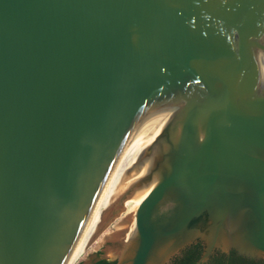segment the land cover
<instances>
[{"label": "water", "instance_id": "water-1", "mask_svg": "<svg viewBox=\"0 0 264 264\" xmlns=\"http://www.w3.org/2000/svg\"><path fill=\"white\" fill-rule=\"evenodd\" d=\"M127 198L115 264L264 259V0H0V264H69Z\"/></svg>", "mask_w": 264, "mask_h": 264}, {"label": "bare ground", "instance_id": "bare-ground-1", "mask_svg": "<svg viewBox=\"0 0 264 264\" xmlns=\"http://www.w3.org/2000/svg\"><path fill=\"white\" fill-rule=\"evenodd\" d=\"M122 201H120L118 204H116L112 209H110L104 216L97 222V224L94 226V228L91 230L89 235L86 237V239L83 241V243L80 245L78 250L75 252L74 256L70 260L69 264H77L81 259H83L87 255V249L85 252L83 250L85 248H88V246L92 243L93 239L97 237V239L93 242L91 247L98 248L104 243V238L108 239L110 236V232L107 230L113 228L115 229V233H113L110 237H113V240L119 239L122 232H125V238L129 237V241H131L132 236L134 234V227H135V209H134V203L136 202V199L134 198H127L125 201L122 202V209L120 213L113 215L117 210L120 208V204ZM114 216V217H112ZM133 217V221L129 224L128 228V221ZM247 228V227H246ZM246 228L226 236L214 238V239H207L210 244H218L221 246H227L230 244H235L241 249L251 252L252 247L248 240V235L246 232ZM169 244H162L159 242L156 244L152 252L150 253L148 257V263H156L160 261L166 252V247H168ZM127 246L119 249H112V254H115L116 256L123 258L127 251ZM91 250V249H89Z\"/></svg>", "mask_w": 264, "mask_h": 264}, {"label": "flooded vegetation", "instance_id": "flooded-vegetation-1", "mask_svg": "<svg viewBox=\"0 0 264 264\" xmlns=\"http://www.w3.org/2000/svg\"><path fill=\"white\" fill-rule=\"evenodd\" d=\"M188 247H194L196 250V255L198 254V257L193 264H264V259H255L244 256L239 254L233 248L229 249L228 251L215 249L212 253H210L205 261L197 263L203 252V243L201 241H195L184 247L178 255L182 254V252ZM174 258L175 257H173L168 264H170Z\"/></svg>", "mask_w": 264, "mask_h": 264}, {"label": "rangeland", "instance_id": "rangeland-1", "mask_svg": "<svg viewBox=\"0 0 264 264\" xmlns=\"http://www.w3.org/2000/svg\"><path fill=\"white\" fill-rule=\"evenodd\" d=\"M132 221H133V217L130 219V221H128V228L132 227V226H129V224ZM107 230L110 232V236L113 233H115V229L113 228L109 229L108 227ZM110 236L108 239L104 238V243L98 248L91 247L93 242L97 239V237L94 238L92 243L88 246V248H85L83 250V252H85L86 249L88 250L87 255L83 259H81L79 262H77V264H88L99 257H104V258L111 260L113 257V254L111 251H113L116 247H118V243L116 242V240H113L114 239L113 237H110Z\"/></svg>", "mask_w": 264, "mask_h": 264}, {"label": "trees", "instance_id": "trees-1", "mask_svg": "<svg viewBox=\"0 0 264 264\" xmlns=\"http://www.w3.org/2000/svg\"><path fill=\"white\" fill-rule=\"evenodd\" d=\"M196 250L194 247L186 248L182 254L175 256L170 264H193L197 259ZM88 264H115L114 260L99 257Z\"/></svg>", "mask_w": 264, "mask_h": 264}]
</instances>
